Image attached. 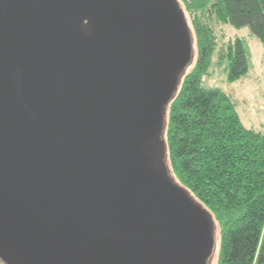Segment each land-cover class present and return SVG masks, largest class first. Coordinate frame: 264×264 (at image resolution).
Returning a JSON list of instances; mask_svg holds the SVG:
<instances>
[{
    "label": "water",
    "instance_id": "water-1",
    "mask_svg": "<svg viewBox=\"0 0 264 264\" xmlns=\"http://www.w3.org/2000/svg\"><path fill=\"white\" fill-rule=\"evenodd\" d=\"M193 59L178 0H0L4 264H208L213 215L165 161Z\"/></svg>",
    "mask_w": 264,
    "mask_h": 264
},
{
    "label": "trees",
    "instance_id": "trees-1",
    "mask_svg": "<svg viewBox=\"0 0 264 264\" xmlns=\"http://www.w3.org/2000/svg\"><path fill=\"white\" fill-rule=\"evenodd\" d=\"M178 1L192 25L194 59L167 105L166 163L213 215L216 264H264V131L243 124L228 92L203 83L216 61L227 81L248 73L244 39L218 47L217 24L247 26L264 46V0Z\"/></svg>",
    "mask_w": 264,
    "mask_h": 264
},
{
    "label": "rangeland",
    "instance_id": "rangeland-1",
    "mask_svg": "<svg viewBox=\"0 0 264 264\" xmlns=\"http://www.w3.org/2000/svg\"><path fill=\"white\" fill-rule=\"evenodd\" d=\"M186 15L192 28L190 18L188 14ZM217 25L219 36L218 47L222 39L223 41L229 38L233 39L235 35L244 39L249 57L248 73L234 81H227L224 64L216 61L212 63L208 73L204 75L203 83L220 87L228 92L236 102V110L243 124L249 128L264 131V46L250 32L247 26L234 27L230 24ZM166 166H169L168 163H166ZM216 241L218 242L217 227ZM216 260L217 249L215 248L210 255L208 264H216Z\"/></svg>",
    "mask_w": 264,
    "mask_h": 264
}]
</instances>
